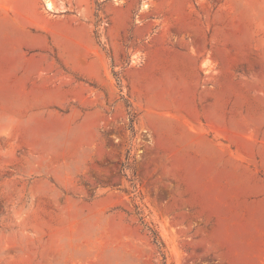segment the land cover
<instances>
[{
    "label": "rangeland",
    "instance_id": "rangeland-1",
    "mask_svg": "<svg viewBox=\"0 0 264 264\" xmlns=\"http://www.w3.org/2000/svg\"><path fill=\"white\" fill-rule=\"evenodd\" d=\"M0 264H264V0H0Z\"/></svg>",
    "mask_w": 264,
    "mask_h": 264
},
{
    "label": "bare ground",
    "instance_id": "bare-ground-1",
    "mask_svg": "<svg viewBox=\"0 0 264 264\" xmlns=\"http://www.w3.org/2000/svg\"><path fill=\"white\" fill-rule=\"evenodd\" d=\"M47 7H48L49 9H54V5H53V3L50 2V1H47Z\"/></svg>",
    "mask_w": 264,
    "mask_h": 264
}]
</instances>
